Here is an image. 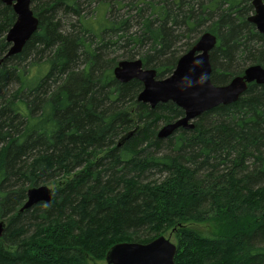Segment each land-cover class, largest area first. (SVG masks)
Masks as SVG:
<instances>
[{
	"label": "trees",
	"instance_id": "16d2710c",
	"mask_svg": "<svg viewBox=\"0 0 264 264\" xmlns=\"http://www.w3.org/2000/svg\"><path fill=\"white\" fill-rule=\"evenodd\" d=\"M251 1H30L37 31L0 64V264H100L166 234L175 264H264V85L158 139L183 111L113 77L138 59L164 79L204 33L214 86L264 67ZM15 18L0 2V59ZM47 183L51 202L20 213Z\"/></svg>",
	"mask_w": 264,
	"mask_h": 264
},
{
	"label": "water",
	"instance_id": "95a60500",
	"mask_svg": "<svg viewBox=\"0 0 264 264\" xmlns=\"http://www.w3.org/2000/svg\"><path fill=\"white\" fill-rule=\"evenodd\" d=\"M31 0H0L13 9L15 22L8 30L5 41L7 53L0 64L23 50L25 44L36 33L38 18L30 5ZM253 14L248 17L255 30L264 36V2L252 0ZM216 37L204 33L186 53L182 54L172 73L157 79L154 69H144L138 59L120 61L113 69L114 79L122 84L137 80L142 90L137 96L139 103L151 109L158 104L173 103L183 111V117L164 124L157 132L158 139H166L177 130L194 129V121L200 115L218 106L235 103L251 83L264 85V67L249 66L241 76L234 77L227 85L214 86L210 81V52L216 46ZM53 191L46 186L33 187L26 192V201L19 212L31 210L39 203L49 204ZM6 228L0 220V237ZM171 234L160 236L147 244L120 243L112 246L106 253L105 264H175L176 246L170 241Z\"/></svg>",
	"mask_w": 264,
	"mask_h": 264
},
{
	"label": "rangeland",
	"instance_id": "374dc122",
	"mask_svg": "<svg viewBox=\"0 0 264 264\" xmlns=\"http://www.w3.org/2000/svg\"><path fill=\"white\" fill-rule=\"evenodd\" d=\"M228 84V83H227ZM226 84V85H227ZM164 125V122H160L159 123V127H158V129H157V132H158V130L162 127ZM42 186H46V187H48L49 189H53V184H51V183H47V184H44V185H42ZM197 228L199 229V230H202V231H204V232H206V233H209V232H212L213 231V227H210L208 224H201V225H197ZM164 237L165 238H167V237H169V234H166V235H164ZM172 237V236H171ZM170 237V241L172 242V243H174L175 244V240H174V236L171 238ZM132 243V242H131ZM100 264H105L104 263V261H100L99 262Z\"/></svg>",
	"mask_w": 264,
	"mask_h": 264
},
{
	"label": "flooded vegetation",
	"instance_id": "af4514ba",
	"mask_svg": "<svg viewBox=\"0 0 264 264\" xmlns=\"http://www.w3.org/2000/svg\"><path fill=\"white\" fill-rule=\"evenodd\" d=\"M252 14H253V12L250 15H252Z\"/></svg>",
	"mask_w": 264,
	"mask_h": 264
}]
</instances>
